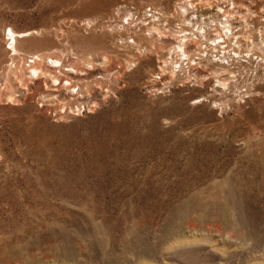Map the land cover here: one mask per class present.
Instances as JSON below:
<instances>
[{"label":"rangeland","instance_id":"374dc122","mask_svg":"<svg viewBox=\"0 0 264 264\" xmlns=\"http://www.w3.org/2000/svg\"><path fill=\"white\" fill-rule=\"evenodd\" d=\"M232 1L186 3V20L228 6L220 17L254 33L239 37L248 48L264 0ZM178 3L0 0V264H264V67H235L239 88L218 85L205 61L173 78L162 58L187 24ZM147 5L169 25L146 30L158 44L138 53L133 28L149 20ZM8 27L39 31L21 51L71 59L75 78L100 84L65 106L78 85H22L8 72ZM120 33L132 46L115 45Z\"/></svg>","mask_w":264,"mask_h":264},{"label":"bare ground","instance_id":"6f19581e","mask_svg":"<svg viewBox=\"0 0 264 264\" xmlns=\"http://www.w3.org/2000/svg\"><path fill=\"white\" fill-rule=\"evenodd\" d=\"M193 1L197 4L200 0H181V3H178L181 8L184 7L183 15L181 18L183 20V23L187 22V24L186 25L180 24L178 26L180 28H178L173 32V34L175 35L174 41H172L171 44L165 47L166 51H165V55H163L162 62L168 64L171 67L170 70L174 71L175 75L173 76V78H179L181 73L182 74L187 73L189 77L191 76L190 73L192 68V61H196V63L205 61L206 64H208V66L212 68V73L216 76L218 85L226 86L227 83H229L238 86L239 88L241 84V79H240L241 77L238 76V74L236 73L237 70H234V68L235 67L242 68V66L244 68V64H242L243 62H241L243 60H241V58L247 57L246 60L248 62L251 61L252 63L256 62L255 60L256 58L258 60L261 58V60L263 61L262 67L264 66V35H262L261 37V41L263 42V44L262 42L259 41L255 43V40L253 39V44L250 47L248 48L243 47L239 37L248 38L252 41V37H255V35L253 32L248 33L244 29L235 26L233 27L229 20H224L223 18H220V14L225 15L226 13H230L229 9L231 8L230 7L228 8V6L223 7L221 5H217L216 13H218V15H216V17L214 18H211L212 20L209 21L198 20V21H194L193 24H191V21H188L189 19L186 20L187 18L185 17V14H187V11L189 9L187 8L188 6L186 7V3L188 2L193 3ZM190 7L195 8V6L193 5ZM128 11L130 12L132 18H134L135 15L137 18L140 15H141L140 17H144L143 13H141L143 9L142 11L140 9H137L135 11L133 10H128ZM155 13H157L156 10L154 12V15L152 14L153 18H150L148 16L147 18L144 17L147 20L149 19L147 23L145 24L143 23L142 25L139 26L137 25V28H133L135 34H137V32H140L138 34L143 36V37L137 36L138 37L137 39L133 38L131 40L135 43L136 50L138 51V53L139 52L145 53L146 51L147 52L154 51V49L156 48L157 42H155V40L150 39L151 38L150 36H152L153 34L150 35L149 38L145 34L146 30L149 31L155 30V32H157L159 36H161L163 32L162 30L163 25H169V22L163 16L157 15ZM127 15L125 14L126 17ZM141 20L142 22H144L143 18H141ZM90 22L91 20H87L83 24L84 25L88 24V26H91L92 22L91 23ZM123 26L125 27V29H130L128 25L123 24ZM35 32L38 33L39 31L38 30L17 31L12 27H8V31L5 33V34H11L10 38L7 40L9 44L7 48L11 51V56H12L11 57L12 61L10 63L8 72H12L13 76L16 77L15 79L17 81H19L22 85H25L27 87L29 81L32 83L34 82L33 80L34 78L49 77V79H51V82L53 84L49 85L46 79L45 83L48 87L50 86L58 90L63 89L71 92H74L76 89L72 90V88L78 85L76 91L77 94H72L73 97L71 98V100L67 101L68 103L63 102L64 106L72 102L76 103V101H74V99H76V95L82 93L84 90H85V94H90L91 93L90 88L94 87V84L96 85L100 84L99 81L94 83V82H90V80L88 81V80H82L80 78L79 79L75 78L72 75V72H69L71 71L70 69H72V67L74 66L73 64H71L72 60L70 58H69L70 59L69 63H65V61L62 59L61 56L58 57L57 55L52 54L50 52H33L31 54H28L27 52L25 53L21 51L18 47L19 41L21 39H24L25 41L28 42L34 41V39L31 40L28 38H30ZM261 32L263 31L261 30ZM124 34L120 33L118 39L114 41L115 45L121 48L132 46L129 44L130 37L126 33ZM234 39H237L236 43H233ZM158 40H160L161 42V39ZM214 53L215 56H219V59L221 60L214 59L213 58ZM103 55L105 59L109 60L111 58L109 57V54L105 53ZM32 57H34L33 62L27 66L26 62L28 61L29 58ZM15 60L16 61L18 60L19 62L23 60L22 65L19 67L17 64L18 61L16 62ZM185 63L188 66H185ZM87 64H91L90 65L91 67L93 66L92 61L90 59H88ZM162 68L166 69L167 66ZM76 71L79 72L80 70L76 69ZM228 71L235 72L237 78L234 80V82L232 80L229 81L228 78H223V76L226 75L227 74L226 72ZM9 78L10 76L8 75L7 79L4 82L5 85H8ZM260 78L264 79V71L260 73ZM64 80L65 82H63ZM243 85L241 87H243ZM5 87L6 86H4V89ZM2 95H3V88H0V99H2L1 98ZM6 98L7 99L13 98V93L10 89L7 90L6 92ZM80 109L81 108L78 107V111ZM73 111L74 109L71 110V112Z\"/></svg>","mask_w":264,"mask_h":264},{"label":"built area","instance_id":"2783aa9c","mask_svg":"<svg viewBox=\"0 0 264 264\" xmlns=\"http://www.w3.org/2000/svg\"><path fill=\"white\" fill-rule=\"evenodd\" d=\"M232 1V0H231ZM189 4H190V2H188ZM192 4V3H191ZM189 6H191V5H189ZM197 7V6H196ZM195 7V8H196ZM143 12H144V14H146V16H148V17H150V18H153V15H154V12H155V10H154V7L153 6H151V5H147L146 7H144V9H143ZM153 14V15H152ZM221 15V14H220ZM152 16V17H151ZM147 18V17H146ZM220 18H222V17H220ZM196 21V20H195ZM191 24H193V22L191 21ZM195 29V28H194ZM259 30H263L264 31V29H258V31ZM259 35L261 36V32L259 31ZM259 35H257L258 36V39H256V41H259V42H262V41H260V36ZM10 36H11V34H6V39L8 40L9 38H10ZM242 43H244V42H242ZM262 44H263V42H262ZM8 46H9V44H8ZM246 58L247 57H245V58H242V64H244V62H247L248 63V61L246 60ZM260 58V57H259ZM26 59H28V58H26ZM33 59H34V57H32V58H29L28 59V61L26 62V65L28 66L30 63H32L33 62ZM256 60V62L255 63H252L251 61H250V66H252V65H256V67L258 66V67H262V63H263V61L261 60V58L258 60V59H255ZM258 61V62H257ZM16 63V62H15ZM238 63V62H237ZM264 67V66H263ZM262 67V68H263ZM250 72H251V68H250ZM246 88H248L247 86H246ZM249 90V89H248ZM246 91H247V89H244V92L246 93Z\"/></svg>","mask_w":264,"mask_h":264}]
</instances>
